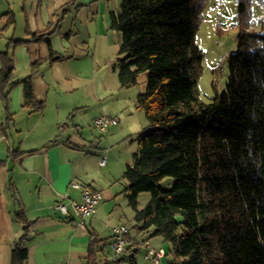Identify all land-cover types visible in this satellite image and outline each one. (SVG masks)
<instances>
[{"label": "trees", "instance_id": "1", "mask_svg": "<svg viewBox=\"0 0 264 264\" xmlns=\"http://www.w3.org/2000/svg\"><path fill=\"white\" fill-rule=\"evenodd\" d=\"M251 3L236 0V49L226 57L223 89L207 103L196 90L203 59L196 34L204 0H121L109 12L110 25L121 36L114 64L119 85H133L139 72L146 73L135 104L152 127L137 137L132 163L122 174L124 191L133 227L161 238L166 264H264V20L257 29L249 27ZM48 34L46 28L32 37L48 42ZM58 58L49 48V62ZM12 69L10 57L0 51L5 103L14 84ZM19 83L24 104L40 110L43 102L33 96L30 75ZM165 177L173 179L168 189L159 185ZM7 190L23 223L11 264H26L29 222L10 181ZM142 191L150 198L138 208ZM104 240L90 235L84 264L124 259L129 234L113 258L104 256Z\"/></svg>", "mask_w": 264, "mask_h": 264}, {"label": "crops", "instance_id": "2", "mask_svg": "<svg viewBox=\"0 0 264 264\" xmlns=\"http://www.w3.org/2000/svg\"><path fill=\"white\" fill-rule=\"evenodd\" d=\"M120 1L0 0V51L11 59L14 82L7 103L0 97V264H11L13 243L23 233L16 201L7 190L9 181L29 222L23 240L26 264H84L90 235L104 238L101 226L108 227V238L100 243L110 249L111 227L123 224L112 217L118 215L119 202L129 206L124 191L127 185L121 190L124 202L115 183L132 159L124 170L119 164L114 169L111 164L122 162V152L112 148L131 133L130 122L136 118L142 124L145 120L143 111L136 108L138 94L125 97L119 93L114 104H71L82 81L93 87L92 95L111 91L96 71L116 44L109 12L116 11ZM46 28L48 42L32 37ZM49 48L59 57L52 62ZM27 75L34 98L43 102L40 110L24 104L19 81ZM117 83L115 87L120 86ZM66 96L70 104H66ZM86 110L92 112L88 117ZM101 114L115 117L117 124L105 134L96 129V134L90 129L91 122ZM103 156L105 162L100 164ZM72 181L102 193L95 214L86 218L83 229L71 210L62 214L56 207L58 202L69 205L70 200H79L80 192L71 186ZM130 216L125 255L143 242V233L133 227V210ZM152 247H165V243Z\"/></svg>", "mask_w": 264, "mask_h": 264}, {"label": "rangeland", "instance_id": "3", "mask_svg": "<svg viewBox=\"0 0 264 264\" xmlns=\"http://www.w3.org/2000/svg\"><path fill=\"white\" fill-rule=\"evenodd\" d=\"M204 4L205 8L203 17L196 34V43L203 52L201 70L196 81V90L200 100L207 103L211 100L215 92L221 91L224 87L227 73L226 57L230 51H234L236 49L235 38L238 32V15L236 0H204ZM250 10L251 17L249 19V27L251 29H257L259 20H264V0H252ZM114 32L117 34L116 38H114L115 35H113V40H115L116 44L114 43V45L111 47V51L108 53L107 60L104 59L102 61L100 67L101 69L96 71L101 78H104V84L106 87H109L111 91L102 95H92L93 92L90 88L93 89V87L90 86V83L88 84L82 81V84H80L81 86H79L76 91L77 93L74 94L75 97L72 98L73 101L71 104H101L104 101L109 102V104H114L116 103L114 102L115 98L116 96H119V93L120 96L135 97L137 94L145 90V72H139L137 75V82L130 87H115L116 84H118V78L117 69L114 67V64L117 58L120 56L118 48L121 36L118 31L114 30ZM65 99L66 104H70L69 97L66 96ZM91 113V110H86V117H88ZM92 122V128L90 129L97 134V130L96 128H93ZM128 125L131 126V133L124 136L125 138L122 140L121 145L116 147L114 144L112 148H119V151L122 152V162L111 164L114 169L116 164H119L122 168L120 166L119 167L124 170L125 165L129 164V161L132 159V154L136 150L138 135L141 132H147L152 129L151 126H147L146 120H144V122L141 124L140 120L136 118ZM172 183L173 179L171 177H165L159 182V185L163 189H168ZM115 184L121 191L127 185V181L120 175ZM119 196L120 198H123L125 202L126 198L122 191L120 192ZM149 198V192H140L137 198L138 208H143L149 201ZM115 211L118 212V215H116L115 218L112 217V221L117 223L122 222L127 227H129L131 225V222L129 223V221L132 217L130 216L132 209L129 206L126 208L125 203L122 204V202H119ZM130 233L134 235L135 231L132 230ZM100 234L105 235L104 238H108L109 228L106 226H101ZM141 237L143 242H141L140 246H137L136 250H131L125 255L122 264H131V260H134V264H150L143 258L146 247L145 243H147V246H155L160 243L161 238L159 236H148L147 234H141ZM105 255L108 258H113V251L111 248L109 249L107 245L105 246L104 250V256ZM99 257L102 259L103 254L101 253Z\"/></svg>", "mask_w": 264, "mask_h": 264}, {"label": "built area", "instance_id": "4", "mask_svg": "<svg viewBox=\"0 0 264 264\" xmlns=\"http://www.w3.org/2000/svg\"><path fill=\"white\" fill-rule=\"evenodd\" d=\"M92 124L101 134H105L111 126L117 124V119L110 115L101 114L93 119ZM104 162L105 157L103 156L100 159V164H104ZM71 186L79 190V200H70L69 205L64 202H58L56 207L62 214H69L71 210L76 218L77 226L83 229L86 218L95 214L97 206L102 200V193L77 181H72ZM111 234L110 248L116 254L121 253L128 239L129 228L125 224H115L111 227ZM164 255L165 250L163 247L146 245L143 258L150 264H163Z\"/></svg>", "mask_w": 264, "mask_h": 264}, {"label": "bare ground", "instance_id": "5", "mask_svg": "<svg viewBox=\"0 0 264 264\" xmlns=\"http://www.w3.org/2000/svg\"><path fill=\"white\" fill-rule=\"evenodd\" d=\"M112 236V235H111Z\"/></svg>", "mask_w": 264, "mask_h": 264}]
</instances>
